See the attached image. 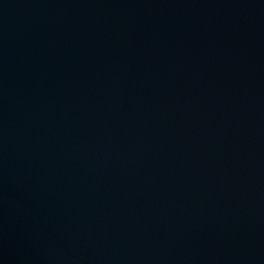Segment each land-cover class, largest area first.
Returning <instances> with one entry per match:
<instances>
[{
	"label": "water",
	"instance_id": "1",
	"mask_svg": "<svg viewBox=\"0 0 264 264\" xmlns=\"http://www.w3.org/2000/svg\"><path fill=\"white\" fill-rule=\"evenodd\" d=\"M0 264H264V0H0Z\"/></svg>",
	"mask_w": 264,
	"mask_h": 264
}]
</instances>
